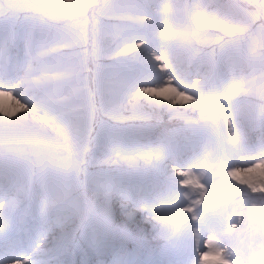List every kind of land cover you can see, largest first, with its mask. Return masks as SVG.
Instances as JSON below:
<instances>
[{
    "label": "snow or ice",
    "instance_id": "6c2138e0",
    "mask_svg": "<svg viewBox=\"0 0 264 264\" xmlns=\"http://www.w3.org/2000/svg\"><path fill=\"white\" fill-rule=\"evenodd\" d=\"M140 7L0 0V96L20 97L0 107V264H229L241 234L264 264V0L155 4L169 27L139 38L132 75L112 52ZM197 112L192 136L124 123ZM227 177L261 196L217 198Z\"/></svg>",
    "mask_w": 264,
    "mask_h": 264
},
{
    "label": "bare ground",
    "instance_id": "6f19581e",
    "mask_svg": "<svg viewBox=\"0 0 264 264\" xmlns=\"http://www.w3.org/2000/svg\"><path fill=\"white\" fill-rule=\"evenodd\" d=\"M166 1H171V0H166ZM132 2H133V4L142 5L143 6V7H140L139 9L133 10V12H132V15H134V16H136L138 18L141 17L140 14L144 13L143 11L145 9H147L148 7L142 2V0H132ZM110 3H113V4H131V1H129V0H110ZM147 17H148L147 20L152 22L151 23V28L154 30V32L161 31L164 28L169 27V24H166L163 21H160L163 24H161L160 22L153 23L155 17L152 16V15H148ZM136 23H138V20L135 21V22H129L127 25L136 24ZM148 35L149 34H145L144 37L148 36ZM138 37L139 36L137 34H135L134 32H129L124 37V40H130L131 41V40L137 39ZM121 45H122V47L130 50V47H129L128 43L123 42V41H119V40L116 41V46L117 47H120ZM144 47H145V45L141 44V48H144ZM153 52H156L155 48L148 49L146 52H144V55L145 56H151ZM113 57L116 60H118V59H126L127 55H126V53L124 55H120L118 53L116 56H113ZM155 63H156V68H157L156 71L159 72L160 69H161V65H160L159 62H155ZM123 69L125 71H127L128 73L132 74V75H136V74H138V73H140L142 71V66L139 64L137 67L131 68V70H128V69H125V68H123ZM174 84H176V82ZM141 86L149 87V88H152V87L155 88V87H158L159 85L154 83V82H151V79H148V81L143 83ZM175 86H172V87H175ZM171 94H169V93H165L164 94L163 93V94L158 95V96H148L147 94H145L142 97V99L145 102L152 101L153 103H158V102H160L161 98H163L164 95H171ZM12 96L15 97L17 95L13 94ZM17 97H18V100H19L20 97L19 96H17ZM21 103H23L22 100H21ZM188 103H187V105L185 107L188 106ZM0 107H5V108H8V109L11 110V109L16 107L15 100H13V98L10 97V96H0ZM172 107H180V105H175V106H172ZM15 114L19 115L20 112H16ZM164 117H167L166 113H165ZM201 118L202 117L200 116V113L197 112L195 114H189V119L188 120H185V119H182V118H173V119H171L169 121H165V120H162V118H160V119L150 118V119H147V120L126 121L124 123L126 125H130V126H134V127L151 128V129H153L155 131V134L157 136H159L160 133H173V132H182L186 136H192L196 125L197 124H202L204 122L203 120H201ZM237 165L246 166L243 163H237ZM238 175H240L242 177L244 176V174H242V173H239ZM224 193L227 195V200L228 201H237V200L241 199V196L239 194H237L236 190H233V189L229 190L228 189ZM258 196L260 197L261 193ZM217 197H218V194H217ZM255 206L256 207H261L262 205L257 203ZM247 230H250V229H247ZM211 238L213 240L216 239V237H214V236L211 237ZM151 243H152V246H153V245L162 244L163 241H159V242L158 241H151ZM216 257L217 256H215V255H211V256H209L207 258L213 259V258H216Z\"/></svg>",
    "mask_w": 264,
    "mask_h": 264
},
{
    "label": "rangeland",
    "instance_id": "374dc122",
    "mask_svg": "<svg viewBox=\"0 0 264 264\" xmlns=\"http://www.w3.org/2000/svg\"><path fill=\"white\" fill-rule=\"evenodd\" d=\"M19 2H23V0H19ZM98 2H105V1H103V0H99ZM106 2H109V0H106ZM243 2H244V0H243ZM110 3V2H109ZM161 15H163V14H161ZM85 23H87V22H85ZM161 24H163V23H161ZM162 31V30H161ZM111 35V34H110ZM117 35H119V33H117ZM211 44H208V45H206V46H210ZM201 46H205V45H201ZM124 48V47H123ZM139 51H141V49L139 50ZM127 52H129V51H127ZM138 51H136L135 53H137ZM139 53V52H138ZM177 53H179L180 54V52H178L177 51ZM118 54V52L117 51H113L112 52V55L113 56H116ZM127 54V53H126ZM171 91L169 90L167 93H169V94H171L170 93ZM165 94V93H164ZM172 95V94H171ZM158 103H161V104H166L167 103V101L166 100H164L163 98H161V100H160V102H158ZM187 103L188 102H185V106L187 105ZM162 119H166V120H169L167 117H163ZM23 151H26V153H29V154H32L33 156H34V158L33 159H35L36 158V154L33 152V150L32 149H26V150H22V152ZM47 158L49 159V160H51L52 162H55V157L54 156H52L51 154H48L47 155ZM236 166V165H235ZM237 167V166H236ZM207 170L209 169V168H206ZM208 175V174H207ZM211 176L213 177V178H215L216 177V175H214V173H211ZM245 177L243 176L242 177V179H244ZM241 179V180H242ZM217 182L218 183H216L217 184V190H221V188H219L220 186H221V184H222V188L224 189L226 186L224 185V183H225V181L221 178V179H217ZM245 185V184H244ZM247 186V185H246ZM251 192V190L249 191V193ZM252 193V192H251ZM250 193V194H251ZM194 195H195V192L193 193ZM253 195L255 194V193H252ZM257 195H260V193L258 192V193H256ZM255 194V195H256ZM254 195V196H255ZM256 197H259V196H256ZM243 203H245V201H243ZM242 203V204H243ZM250 207H251V205H249V210H250ZM254 216L255 215H257V214H253ZM247 226H249V225H251V223H250V221H248L247 223Z\"/></svg>",
    "mask_w": 264,
    "mask_h": 264
}]
</instances>
